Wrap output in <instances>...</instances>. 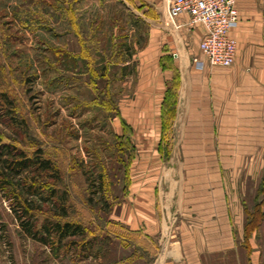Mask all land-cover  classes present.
<instances>
[{
  "label": "rangeland",
  "instance_id": "obj_1",
  "mask_svg": "<svg viewBox=\"0 0 264 264\" xmlns=\"http://www.w3.org/2000/svg\"><path fill=\"white\" fill-rule=\"evenodd\" d=\"M167 1L0 0V142L51 160L60 219L83 229L56 248L34 239L1 182L0 264H160L181 220L174 115L156 109ZM263 159L264 145L252 162L228 164L242 231L238 221L226 244L204 243L200 264H264V200L258 225L243 230L264 196Z\"/></svg>",
  "mask_w": 264,
  "mask_h": 264
},
{
  "label": "crops",
  "instance_id": "obj_2",
  "mask_svg": "<svg viewBox=\"0 0 264 264\" xmlns=\"http://www.w3.org/2000/svg\"><path fill=\"white\" fill-rule=\"evenodd\" d=\"M158 6L157 20L170 38L165 41L169 52L157 59L163 66L160 72L168 75L161 82L156 109L168 87L173 92L172 146L181 153L172 160L181 164V220L160 264H200L197 252L204 243L226 244L238 221L242 231L239 192L227 182L226 169L252 162L264 145V0H236L237 22L228 30L235 55L228 67L201 58L199 24H188L185 14L169 24L164 7Z\"/></svg>",
  "mask_w": 264,
  "mask_h": 264
},
{
  "label": "trees",
  "instance_id": "obj_3",
  "mask_svg": "<svg viewBox=\"0 0 264 264\" xmlns=\"http://www.w3.org/2000/svg\"><path fill=\"white\" fill-rule=\"evenodd\" d=\"M172 97L173 92L167 89L160 103L161 112L166 109L172 113ZM127 166L126 162V177ZM58 181V169L50 159L42 155L40 149L27 154L10 143L0 142V183H4V191L15 203L12 210L20 227L34 239L48 243L54 248L63 238L81 234L83 231L79 222L60 219L66 215V209L63 192L58 193ZM259 192L264 195V177L259 182L257 193ZM263 198L264 196L255 202L253 209L246 213L243 223L245 236L250 229L258 225L263 216L260 208ZM43 202L49 207L44 209ZM44 212L46 214L42 215Z\"/></svg>",
  "mask_w": 264,
  "mask_h": 264
},
{
  "label": "built area",
  "instance_id": "obj_4",
  "mask_svg": "<svg viewBox=\"0 0 264 264\" xmlns=\"http://www.w3.org/2000/svg\"><path fill=\"white\" fill-rule=\"evenodd\" d=\"M236 0H168L169 22L179 15L188 17V24H199L202 36L197 47L209 65L228 67L235 55V41L228 30L237 22ZM195 60V58H193Z\"/></svg>",
  "mask_w": 264,
  "mask_h": 264
}]
</instances>
